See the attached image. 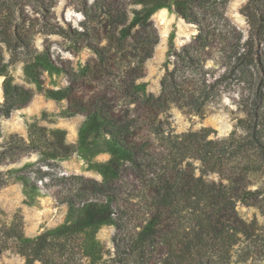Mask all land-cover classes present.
<instances>
[{
	"label": "trees",
	"instance_id": "obj_1",
	"mask_svg": "<svg viewBox=\"0 0 264 264\" xmlns=\"http://www.w3.org/2000/svg\"><path fill=\"white\" fill-rule=\"evenodd\" d=\"M167 1L93 0L88 6L83 0L79 11L91 26L78 31L52 22L56 0H0V74L5 48L8 64L32 61L27 73L42 85L50 51L46 46L38 54L35 35L56 34L71 52L91 51L66 96H76L85 113L83 134L99 130L110 153L97 181L53 173L57 160L73 152L51 140L54 132L38 129L41 140L27 143L14 135L1 145L0 168L38 152L41 158L26 167L35 168L20 171L25 185L50 177L57 202L68 211L62 227L31 240L19 219L0 220V255L12 250L24 264H264V0H248L241 9L246 38L227 18L203 10V3L223 1L176 0L177 13L198 30L168 55L171 68L154 95L139 81L159 41L152 15ZM235 86L244 113L239 134L210 138L207 128L181 134L166 128L163 117L172 108L203 114ZM2 92L4 117L34 95L8 77ZM15 173L0 170V189ZM238 206L257 209L263 223L243 219ZM101 225L115 228L113 251L97 240Z\"/></svg>",
	"mask_w": 264,
	"mask_h": 264
},
{
	"label": "rangeland",
	"instance_id": "obj_2",
	"mask_svg": "<svg viewBox=\"0 0 264 264\" xmlns=\"http://www.w3.org/2000/svg\"><path fill=\"white\" fill-rule=\"evenodd\" d=\"M56 1L52 9L53 23L57 22L66 30L70 25L72 29L78 31L91 26V23L85 21L84 14L79 11L84 5L83 0ZM87 1L88 6L93 2V0ZM175 1H167L152 15L159 41L151 58L145 62V76L139 81L145 93L154 95L159 93L160 80L166 69L171 68L172 58L170 59L168 55L188 43L198 30L196 25L189 23L177 13ZM221 1H223L221 6H216L214 1L203 3V10L208 12V17L216 14L227 18L231 25H234L246 38L249 25L241 9L248 0ZM216 2L219 3L220 0ZM135 8L139 9V7ZM92 11V8L87 7L90 17ZM32 44L38 54L43 52L46 46L50 51L49 61L42 64L44 66L41 74L42 85L39 87L27 73V66L32 61L22 60L8 64L9 54L5 48L1 50L5 70L0 74V103L3 102L2 85L5 77L10 78L13 84L31 88L34 95L26 105L12 111L8 117L0 116V146L14 135L29 143L31 138L41 140L38 129L54 132L57 139L51 138V140L63 141L66 145L73 147V152L68 157L57 160L59 166L51 169L53 173L57 176L77 175L101 181L99 166L110 159V153L105 148L108 146V139L94 128L86 129L83 134L86 123L85 113L79 111L76 105L77 100L74 99L76 96L72 94L66 96L70 78L73 80L74 74L79 73L91 57V51L83 48L77 52H71L69 44L56 34L35 35ZM208 65L210 66V63ZM239 92V88L235 86L233 91L222 96L219 104L207 108L203 114L187 113L172 108L163 117L167 121L166 128H170L173 134L207 128L211 130L210 138L239 134L244 119V113L237 103ZM40 156L38 152H32L0 168L4 172H16L12 175L10 182L0 189V220L9 224L15 218L19 219L24 237L28 240L41 233L60 228L67 221V206L57 202L55 192L58 189L52 184L50 177L37 180L35 186L25 185L22 177L24 173L20 171L33 165L41 158ZM41 165H45V162ZM33 168L26 169L29 171ZM41 168L49 169L47 166H41ZM196 175H199L198 171ZM32 178L34 179L35 176L33 175ZM207 179L216 180L217 178L215 175H209ZM238 212L247 221L255 217L258 224L263 223L259 211L255 208L238 206ZM114 233L115 228L111 225H101L97 228V240L106 250L113 251ZM0 264H24V259L14 251L7 250L0 255Z\"/></svg>",
	"mask_w": 264,
	"mask_h": 264
}]
</instances>
